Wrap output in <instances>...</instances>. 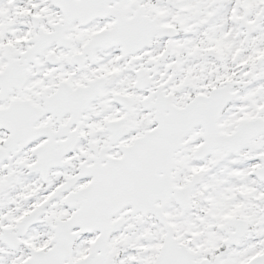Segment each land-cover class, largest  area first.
Returning a JSON list of instances; mask_svg holds the SVG:
<instances>
[{
  "label": "snow or ice",
  "instance_id": "obj_1",
  "mask_svg": "<svg viewBox=\"0 0 264 264\" xmlns=\"http://www.w3.org/2000/svg\"><path fill=\"white\" fill-rule=\"evenodd\" d=\"M0 264H264V0H0Z\"/></svg>",
  "mask_w": 264,
  "mask_h": 264
}]
</instances>
